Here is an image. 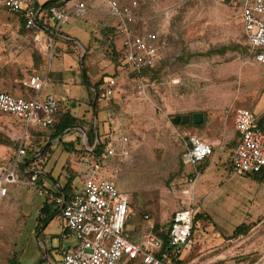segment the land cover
Masks as SVG:
<instances>
[{"label": "rangeland", "instance_id": "rangeland-1", "mask_svg": "<svg viewBox=\"0 0 264 264\" xmlns=\"http://www.w3.org/2000/svg\"><path fill=\"white\" fill-rule=\"evenodd\" d=\"M100 2L89 0L97 12L72 17L62 26L65 40L42 45L36 42V31H29L24 19L4 9L0 0V90L30 99L24 81L49 71L50 84L44 91L63 98L66 109L83 119L86 128L99 119L97 127L108 137L107 144H121L123 136L130 139V156L109 159L106 177L132 196L127 230L135 240L146 231L147 222L167 228L174 212L189 202L190 190L203 218L176 264H264V169L257 176H242L221 165L219 156L226 159L225 152L216 158L214 154L213 163L200 170L184 163L188 136L232 135L239 108L264 115V67L253 59L242 32L240 0H138L145 27L166 30L171 39L157 71L143 83L130 67L112 60V47L121 50V42L113 34L115 21ZM112 77L118 82L116 94L97 102L92 85ZM199 110L216 117V124L204 131L173 123V118ZM19 122L0 113V167L11 166L23 140ZM39 138L30 149L44 144ZM55 149V173L66 155V176L84 170L76 150L65 145ZM61 151L70 154L59 157ZM190 175L197 177L194 184ZM43 186L56 191L50 183ZM44 202L35 187L10 186L0 206V264L13 259L22 264H63L61 250L73 238L63 234L65 220L55 204L49 206L55 215L37 232Z\"/></svg>", "mask_w": 264, "mask_h": 264}, {"label": "built area", "instance_id": "built-area-1", "mask_svg": "<svg viewBox=\"0 0 264 264\" xmlns=\"http://www.w3.org/2000/svg\"><path fill=\"white\" fill-rule=\"evenodd\" d=\"M63 5H54L44 12L39 0H2V6L10 13L25 20L26 28H39L48 33L51 43L61 35L62 26L72 17L82 18L90 8L83 0H65ZM107 14L115 19L114 31L121 42V58L124 66L130 67L140 83L147 81L144 70L155 68L163 61L169 50L167 37L145 27L138 0H102ZM71 4L67 7L66 5ZM243 34L253 59L264 67V0H240ZM45 17V21H42ZM42 23V26H40ZM36 42L48 45L43 36ZM50 84L49 71L44 76L32 75L24 86L33 92L30 99L0 91V113L22 120L24 137L10 167H0V203L9 195L11 185L26 184L38 189V195L48 205L55 204L65 220L64 231L74 240L71 251L63 256V264H176L182 260L187 244L191 243L196 209L189 202L171 217L169 229L170 248L162 251L163 242L155 233V225L148 223L140 239L134 240L127 230L133 214L132 196L119 189L113 179L107 178V161L111 158L130 156L128 137H123L121 147L109 142L103 152L95 156L96 146L83 145L79 160L86 169L74 195L67 197L60 188L55 192L39 183L41 171L33 169L40 153L31 157L26 141L35 138L31 131L46 130L58 121L59 100L52 93L42 94ZM117 88L115 78L105 79L96 95L98 100H110ZM252 111L239 108L235 112L234 125L239 136L232 155L234 171L244 175L258 174L264 169V128ZM40 128V129H38ZM214 155V148L207 140L190 135L184 163L197 167ZM28 160V166L21 167ZM22 163H21V162ZM27 179V180H26ZM194 184V181H190ZM148 221L150 217L145 215Z\"/></svg>", "mask_w": 264, "mask_h": 264}, {"label": "crops", "instance_id": "crops-1", "mask_svg": "<svg viewBox=\"0 0 264 264\" xmlns=\"http://www.w3.org/2000/svg\"><path fill=\"white\" fill-rule=\"evenodd\" d=\"M83 1H85L87 6L89 7V5H88L89 0H83ZM39 3H42V2L39 1ZM92 5L93 6H97L96 3H94ZM66 6L69 7V6H71V4L69 3ZM99 6L105 7L104 11H105V14H107L106 5L103 2L102 3L100 2ZM89 8H90L89 12H97V10L94 7H93L94 9L91 8V6ZM141 12H142V9H141ZM108 16L110 18H112L113 21H115V19L113 17H111L110 15H108ZM143 17H144V15H143ZM240 21H241L242 30H243V23H242V20H241V3H240ZM114 24H115V22H114ZM40 26H42V23H40ZM150 26H154V25H152V23H150ZM151 29L163 33L167 37V39L169 41V47H170L171 39L168 38L169 35L166 32V30L155 29V28H152V27H151ZM29 31H36V33H37L36 38H37V36H43V38L47 41V43L51 42L50 41L51 36L48 33L45 34V33L41 32L39 28H32V29H29ZM63 34L64 33L61 32L60 38L62 40H65V38H67V35H65V34L63 35ZM159 66H160V63L155 68H153L152 71L156 72ZM147 79H150V77H147ZM117 86H118V82H117ZM116 91H117V88H116ZM45 93H52V92L51 91H44L42 94H45ZM27 94H29L30 97L33 96V92L31 90H28V89H27ZM52 94L55 95V97L62 104H64L66 106V102L63 100V98L59 97L58 94H56L54 92ZM115 94H116V92H115ZM198 114H201L202 116L198 117L197 118V123H195L194 122V116L198 115ZM183 116H188L189 117V122L188 123H183V124H185V125H189L190 124V125L194 126L196 129H202L204 131L206 130V128L212 127L214 125L213 124L214 122H215V124L217 122L216 121V117L215 118L214 117H209L208 114L205 111H203V110H199L198 112H193V113H190V114H187V115L178 116V117H183ZM95 121H97V122H95V133H96L95 145H97V142L99 140L98 134L100 135L101 142L105 143L106 139L108 137L107 136L105 137V135H103V131H102V133H100V131L98 130L97 126H98V124L100 122L99 119H96ZM19 123L21 124V122H19ZM102 123H103V121H102ZM180 123H182V122L180 121L179 124ZM21 126H22V124H21ZM217 129H218V131L221 134L222 132H221V129H220V125H218ZM22 130H23V133H25L23 128H22ZM35 132H38L39 135H37V133L35 134ZM45 132H49V133H47V135L44 136L43 133H45ZM196 133H198V132H196ZM31 134L33 136H35V138L27 140L26 142L28 144H31L33 141H35L37 139V137H40L43 140V143H44V144L41 143V145H38L39 147L35 149L36 151L37 150L41 151V148L44 147V146H47L48 144L52 145L51 151L48 152L47 156H44V155H42L41 152H39L40 154L38 156V159L36 160V167H33L32 170H31V171H35L33 169H36V170L38 169L39 171H41V175H40V178H39V183L40 184L44 185L46 183H50L55 189L60 188L62 190V188L65 187L66 183L68 182L69 178L71 176H73V175L75 176V178L73 180L74 184L76 183L75 181L78 178H80L79 182H81V179L83 178V177L81 178V176L86 173V169L85 168L81 172H79L77 170H75V172L72 171L70 175L66 176L65 167L67 166L68 161L70 160L68 155H66V160L64 161V163H62L60 165V167H58V170H56L57 172L55 173V169H57V166H58V162L56 160L57 156L55 157V155H56L55 147H56V145H64L63 143H68L69 145H75L76 149L80 150L82 145H87V134H86V131H85L84 128H73V129H70L67 132H65L64 134H62L60 137H58L57 139H54V140H51V135H52L51 129H46V130H42L41 129V130H38V131H31ZM66 135H68V136L66 137ZM194 135H196V134H194ZM123 137H126V136H123ZM201 138L207 140L211 145H213L215 158H216V155H219V154L221 155L222 152H225V158L226 159H223V158H221V156H219L221 165L226 166V168L230 167V170L233 171L232 164H231V159H232V155H233V153H234V151H235V149L237 147L238 141H239V136H238V134L236 132L235 125H234V131H233L232 135L222 134V137H219L215 133V138L214 137L208 138L204 134H202ZM78 141L81 143L80 146H78ZM130 142L131 141L129 139V143L127 145H130ZM20 145H21V143L19 144V146ZM117 145H123V144L122 143L121 144L118 143ZM186 151H187V144H186V149H185L184 154L186 153ZM65 152L68 153L67 151H61L59 153V155H60L59 157L63 156V154H65ZM78 153H80V151ZM68 154H70V153H68ZM213 158H214V155L211 156L208 159V161H209L208 166L211 163H213ZM13 160H14V158H13ZM77 161H80V160H77ZM76 172H77V174H76ZM242 176H245V175H242ZM196 178L197 177H195L194 179L190 178L189 182L190 181H194V183H195ZM190 184H192V183L190 182ZM75 186H76V188L78 187V185H76V184H75ZM187 192H190V190H187ZM9 194H10V188H9ZM8 197H9V195H8ZM4 201L2 203H0V206L4 203ZM192 204H193V201H192ZM46 205L48 206V209H49L50 205H48L46 202H44L43 205H42L41 210ZM193 206H194V204H193ZM195 209H196V212H197L198 210H197L196 207H195ZM41 210H40V212H41ZM57 212L60 214L59 210H57ZM64 227H65V225H64ZM64 227H63V234L65 236H67V237L72 238L67 232L64 231ZM193 236H192V238H193ZM191 241H192V239H191ZM74 244H75V240L74 239L72 240V243L66 244V246H64V248L61 250L62 251V255H64V254L68 253L69 251H71L73 246H74ZM189 244L190 243H188L186 247H188ZM129 263H132V262H129ZM137 263H140V262H137Z\"/></svg>", "mask_w": 264, "mask_h": 264}, {"label": "trees", "instance_id": "trees-1", "mask_svg": "<svg viewBox=\"0 0 264 264\" xmlns=\"http://www.w3.org/2000/svg\"><path fill=\"white\" fill-rule=\"evenodd\" d=\"M65 2H66L65 0H47L44 3H39V7H42L43 11L46 12L52 6H54V5H63V4H65ZM42 21H45V17H43ZM24 22H25V20H24ZM112 30H113V34L115 36V39L118 40V36L115 33L113 26H112ZM222 52H224V51H219L218 53L221 54ZM111 58L120 67H122L124 65V61L121 58V54L118 52V49L116 47H114V46L112 47ZM154 73H155V71L153 72L152 69H149V70H144L142 72V75L151 78V76L153 77ZM134 76H136V75L134 74ZM104 82H105V79L103 78V79H100V81L97 82L96 84L92 85L91 95L93 96V98H96V95H97V93L99 91V88H100V86L102 84H104ZM0 91H2V90H0ZM2 92L11 94L10 92H7V91H2ZM11 95H13V94H11ZM57 119H58V121L56 122V124L53 127L50 128L51 131H52L51 140L57 139L58 137H60L62 134H64L65 132H67L70 129H73V128H84L85 131H86V134H87V146H90V147H94L95 146L96 133H95V125H94V123L91 124L88 128H86L84 126V124H83L85 121L83 119H79L78 117L73 115L70 112V110L66 109L65 105L62 104L60 101H59V113H58ZM258 125H259L260 128H264V115H262L259 118ZM179 126L184 128L187 125H185L183 123H180ZM36 133H37V135H39L38 132H35V134ZM98 136H99V140L97 142V146H96V149H95V153H94L95 156H98L99 154H101L103 152L105 146L107 145L106 142L105 143L101 142L99 134H98ZM38 140L36 142H39ZM63 144L65 145L66 149H68V148L70 149V147H71L72 149L76 150L77 152L81 151V149L77 150L75 145H69L68 143H63ZM38 145H40V144L38 143ZM32 146H33L32 144H30V146H28V152L30 153L31 157H34L39 152H41L42 155L47 156L48 152L51 151V148H52V145L48 144L47 146L42 147L41 151L40 150L36 151L34 149H30V147H32ZM82 147H83V145H82ZM207 161H205L202 164L198 165L196 168L198 170H200V168L202 166H208L209 161L208 162ZM28 164H29V161L26 160L25 163H23L21 165V167L24 168L25 166H28ZM258 174H260V173H258ZM258 174L247 173V174H244V175L245 176H251V175L257 176ZM74 178H75L74 175L71 176L69 178L68 182L66 183L65 187L62 188V193H64L67 197H72L74 195V192L77 189L76 186H74V181H73ZM190 178L194 179L195 176H193V175L191 176L190 175ZM54 215L55 214H50L48 206L46 205L41 210V217L38 218V225H37V228H36L37 232H39L42 229H44L45 227H47V225L49 224V222L51 221V219H52V217ZM202 218L203 217H202L201 213H198V212L195 213V216H194V231L197 229L198 224H199V222L201 221ZM170 224H171V221L168 224L167 228H161L160 229V227H158V226H156V228H155V233L157 234V236L163 242L162 251H166V250H168L170 248V239H169ZM194 231H193V235H194ZM132 263H137V262H132ZM9 264H22V262L19 261L18 259H13V260H11L9 262Z\"/></svg>", "mask_w": 264, "mask_h": 264}, {"label": "water", "instance_id": "water-1", "mask_svg": "<svg viewBox=\"0 0 264 264\" xmlns=\"http://www.w3.org/2000/svg\"><path fill=\"white\" fill-rule=\"evenodd\" d=\"M96 101H98L97 97H96ZM201 116H202L201 114L195 115L194 116V122L197 123V118L201 117ZM180 121L182 123H188L189 122V117L188 116H183V117H176V118L173 119V123L176 124V125H178Z\"/></svg>", "mask_w": 264, "mask_h": 264}, {"label": "bare ground", "instance_id": "bare-ground-1", "mask_svg": "<svg viewBox=\"0 0 264 264\" xmlns=\"http://www.w3.org/2000/svg\"><path fill=\"white\" fill-rule=\"evenodd\" d=\"M264 235V234H263ZM261 239V238H260ZM258 242H259V240H258ZM262 242V241H261ZM259 244V243H258ZM261 244V243H260Z\"/></svg>", "mask_w": 264, "mask_h": 264}]
</instances>
